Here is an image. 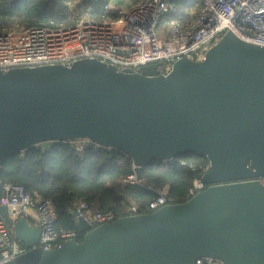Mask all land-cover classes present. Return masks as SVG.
I'll list each match as a JSON object with an SVG mask.
<instances>
[{
  "label": "water",
  "instance_id": "obj_1",
  "mask_svg": "<svg viewBox=\"0 0 264 264\" xmlns=\"http://www.w3.org/2000/svg\"><path fill=\"white\" fill-rule=\"evenodd\" d=\"M87 139L141 166L194 152L207 187L183 202L92 226L73 210L82 240L32 247L40 225L5 205L0 216L29 248L1 264H264V46L227 30L200 59L137 71L97 57L0 69V160L45 141ZM2 190L0 188V198Z\"/></svg>",
  "mask_w": 264,
  "mask_h": 264
},
{
  "label": "built area",
  "instance_id": "obj_2",
  "mask_svg": "<svg viewBox=\"0 0 264 264\" xmlns=\"http://www.w3.org/2000/svg\"><path fill=\"white\" fill-rule=\"evenodd\" d=\"M183 0H136L128 4L106 0L103 15H92L94 8L86 0L66 4L60 21L47 24L13 26L0 32V69L69 63L85 57H97L118 69L137 71L141 66L157 63L158 72L166 73L179 58L200 59L205 50L227 30L239 38L264 46V0H200L199 6L187 11ZM189 18L185 20V14ZM82 146L87 139H76ZM139 182L134 170L127 176ZM207 187L195 177L185 200ZM7 214L15 222L29 208L40 225L39 240L32 247L50 249L62 240L75 239V231L55 227L56 212L49 199L33 196L23 185L0 182ZM164 191L148 203L149 211L168 204ZM78 214L90 217L97 225L114 220L112 211L90 213L80 201ZM138 212V204L129 202L126 215ZM125 216V215H124ZM27 247L14 236L12 225L0 216V264L15 261ZM194 264H223L209 256L195 259Z\"/></svg>",
  "mask_w": 264,
  "mask_h": 264
},
{
  "label": "trees",
  "instance_id": "obj_3",
  "mask_svg": "<svg viewBox=\"0 0 264 264\" xmlns=\"http://www.w3.org/2000/svg\"><path fill=\"white\" fill-rule=\"evenodd\" d=\"M71 1L76 0H0V32L13 26L60 21ZM86 1L94 8L92 15L100 18L106 0ZM199 1L183 0L182 4L189 11L198 7ZM185 17L188 20V13ZM75 140L45 141L10 151L0 160V182L21 184L31 195L49 199L56 212L55 227L75 231L78 242L83 234L76 229L72 211L80 201L88 205L91 214L112 211L116 218L127 214L131 201L138 204V212H150L148 203L160 191L169 203L185 201L196 174L207 164L204 155L194 152L166 161L152 159L141 166L143 182L130 183L127 176L133 172V163L128 154L90 141L79 147Z\"/></svg>",
  "mask_w": 264,
  "mask_h": 264
},
{
  "label": "crops",
  "instance_id": "obj_4",
  "mask_svg": "<svg viewBox=\"0 0 264 264\" xmlns=\"http://www.w3.org/2000/svg\"><path fill=\"white\" fill-rule=\"evenodd\" d=\"M112 1H115V0H112ZM129 2H131V1H129V0H121L120 3L125 5V4H128ZM26 217L28 218L29 222H31L33 224L36 223V218H35L36 214H35V210L32 207L27 209Z\"/></svg>",
  "mask_w": 264,
  "mask_h": 264
}]
</instances>
